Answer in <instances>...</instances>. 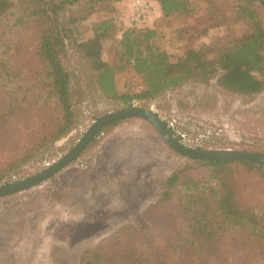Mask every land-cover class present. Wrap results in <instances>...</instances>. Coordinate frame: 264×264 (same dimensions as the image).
Masks as SVG:
<instances>
[{
	"label": "trees",
	"instance_id": "obj_1",
	"mask_svg": "<svg viewBox=\"0 0 264 264\" xmlns=\"http://www.w3.org/2000/svg\"><path fill=\"white\" fill-rule=\"evenodd\" d=\"M119 1L0 0V28H16L27 35L10 46L0 44V144L7 148L0 147V162L4 160L0 180L79 124L74 75L65 64L68 49L83 62L89 87L123 107L214 78L218 86L239 95L264 90V79L256 75L264 72V27L255 11L258 0H239L237 5L240 15L252 22L249 32L231 39L216 36L209 43L200 38L227 21L220 8L207 10V25L197 27L200 5L212 0H157L160 17L153 27L124 28L116 40V60H104L103 41L117 32ZM259 4L264 8V3ZM92 16L96 17L92 33L83 36L79 27ZM162 27L182 43L180 54L173 56L159 45L165 37ZM126 76L139 77L142 88L130 84L131 88L121 90L118 85ZM193 160L197 167L209 168V176L194 179L185 175V169L173 171L142 212L155 222L174 214L178 221L173 226L161 230L155 222L146 228L122 226L84 250L80 263L225 264L222 254L231 248H264V196L239 185L242 172L264 179V164ZM174 204L171 210H161Z\"/></svg>",
	"mask_w": 264,
	"mask_h": 264
},
{
	"label": "rangeland",
	"instance_id": "obj_2",
	"mask_svg": "<svg viewBox=\"0 0 264 264\" xmlns=\"http://www.w3.org/2000/svg\"><path fill=\"white\" fill-rule=\"evenodd\" d=\"M145 1L154 10L146 22L133 26L129 23L131 10L124 11L116 3L117 32L113 39L103 41L104 60H116V40L124 28L153 27L160 17L157 0ZM239 4V0L201 4L197 27L207 25V10L216 12L220 8L227 21L222 27L210 29L200 42L249 32L252 22L240 15ZM255 9L264 27V8L259 0ZM95 20L92 16L81 23L83 36L91 35ZM161 30L165 37L159 45L173 56L180 54L182 43L170 36V29ZM0 34V44L9 46L27 36L8 26L1 27ZM65 64L74 75L75 98L81 108L79 124L2 178L0 186L44 170L69 151L98 117L128 108L89 87L88 74L76 51L67 50ZM256 75L264 79V72ZM126 77L118 85L121 90L131 88L130 84L142 88L139 77ZM133 106L151 109L178 141L191 148L247 149L264 155V90L252 96L239 95L218 86L214 78L207 83L189 82L147 102L134 101ZM193 159L170 148L154 126L142 118L128 117L104 127L61 171L38 185L0 197V264H81L84 250L95 247L120 227L146 228L155 222L143 217L142 212L155 200L162 180L173 171L185 169V175L194 179L209 176V168L197 167ZM3 163L2 159L0 167ZM239 181L240 189L264 196V179L242 172ZM173 208L175 204L163 205L161 210ZM176 221L174 214L162 217L155 227L161 230ZM222 255L225 264H264V248L260 247L231 248Z\"/></svg>",
	"mask_w": 264,
	"mask_h": 264
},
{
	"label": "water",
	"instance_id": "obj_3",
	"mask_svg": "<svg viewBox=\"0 0 264 264\" xmlns=\"http://www.w3.org/2000/svg\"><path fill=\"white\" fill-rule=\"evenodd\" d=\"M264 3V0H259ZM128 117H139L154 126L159 132L164 141L175 152L182 156L195 158V159H212V158H226L243 160L245 162H253L258 164H264V155L254 152L234 150V149H194L178 141L168 130L165 124L160 120L158 115L151 109L133 106L123 108L120 110L108 112L92 122V124L83 132L78 141L58 160L54 161L44 170L15 182H11L0 186V197L13 194L32 186L38 185L41 182L49 179L68 164H70L78 154L86 147V145L100 132L104 127Z\"/></svg>",
	"mask_w": 264,
	"mask_h": 264
},
{
	"label": "built area",
	"instance_id": "obj_4",
	"mask_svg": "<svg viewBox=\"0 0 264 264\" xmlns=\"http://www.w3.org/2000/svg\"><path fill=\"white\" fill-rule=\"evenodd\" d=\"M151 3L145 0H132L129 23L131 26L146 22L153 12Z\"/></svg>",
	"mask_w": 264,
	"mask_h": 264
},
{
	"label": "crops",
	"instance_id": "obj_5",
	"mask_svg": "<svg viewBox=\"0 0 264 264\" xmlns=\"http://www.w3.org/2000/svg\"><path fill=\"white\" fill-rule=\"evenodd\" d=\"M118 4L124 9V11L128 12L131 10V0H120Z\"/></svg>",
	"mask_w": 264,
	"mask_h": 264
}]
</instances>
